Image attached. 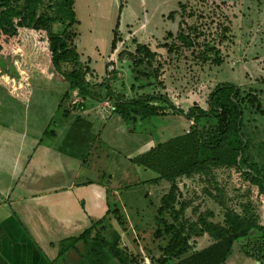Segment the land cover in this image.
<instances>
[{"label": "rangeland", "instance_id": "1", "mask_svg": "<svg viewBox=\"0 0 264 264\" xmlns=\"http://www.w3.org/2000/svg\"><path fill=\"white\" fill-rule=\"evenodd\" d=\"M181 2L186 4L184 10L192 9L194 13L192 16L184 15L188 24L196 27V35L185 24L181 30L189 33L191 38L186 41L192 45H187V42L175 36L180 30L179 21L184 17ZM74 13L77 20L75 29L78 32L77 51L79 56H89L91 62L88 63L95 71H103L102 62L110 51L113 28L118 21L123 32L121 50L125 53L118 58L125 60L119 61L122 63L120 65L116 63L118 60H109L107 67L112 68L106 70L105 76L110 75L117 65L123 70L121 76H116L117 79H123L115 82L117 79L114 78L111 87L126 98L140 94L136 87L141 85V94L165 93L176 108L185 112L193 103L205 108L209 91L217 83L230 82L245 91H255L264 109V0H74ZM171 13H174L173 18L168 17ZM137 16L146 21V25L142 28L141 23H134L142 28V33H137V38L133 39L130 35L132 31L126 29V25L132 19L138 21ZM223 26L227 27L226 36H223ZM168 31L173 34L172 37L166 35ZM135 41L147 43L157 53L153 59V68L146 71L150 77L137 75L145 67L133 64L134 58L130 53L134 50ZM164 43H173L178 47L170 55L163 47ZM15 51L20 53L19 60H24L23 47ZM19 60L11 62L0 58V115H47L55 95L56 103L61 106L55 115H75L81 111L74 110L77 91L68 90L66 84L58 83L51 77L44 51L34 60L32 71L22 66ZM154 69L158 70L157 76ZM17 81L22 82L21 88ZM131 84L135 88H131ZM97 99L86 101L89 111L88 106L94 104V109L87 115H107V112L114 111L113 99L107 100L108 104L106 100ZM102 120L99 119L98 123ZM191 124L180 113H166L136 120L130 126L124 122L123 129L120 127V131H116V123L112 120L108 128V133L112 134L109 144L114 142L113 147L118 151L119 158V165H113V186L129 185V181L136 177H153L155 172L151 170L152 175L145 174V170H132V165L124 156L138 154L148 144L162 142L183 133L190 129ZM198 124L199 127H213L215 119L201 118ZM129 127L132 131L125 132L124 129ZM242 130L250 141L246 152L249 163L256 164L264 175V111L255 112L244 105ZM100 153L102 158L96 165L97 169L105 165V148ZM126 173L127 176H124ZM176 181L179 201L187 203L185 219L194 222L199 215L207 216L211 212L213 216L207 218L221 223L225 205L238 213L252 215L258 225L264 226V192L236 167H210L207 172L181 176ZM153 185L155 188L147 196L145 193ZM124 188H127L123 197L129 201L128 206L134 210L143 208V213L137 221L131 216L123 218L125 234L122 244L140 255L139 249L142 247L149 258H155L159 255V245L167 242L166 239H154L153 232L156 229L154 217L157 205L161 195L169 188V182H137ZM144 203H147V207ZM113 222L118 225L115 219ZM127 227L131 230L127 231ZM205 241L190 238L187 253L203 247ZM247 241L244 238L235 242L232 253H237L239 264H257L253 256L245 253ZM251 242L247 243V248Z\"/></svg>", "mask_w": 264, "mask_h": 264}, {"label": "trees", "instance_id": "2", "mask_svg": "<svg viewBox=\"0 0 264 264\" xmlns=\"http://www.w3.org/2000/svg\"><path fill=\"white\" fill-rule=\"evenodd\" d=\"M180 6L185 9L186 4L181 2ZM184 9L182 15H194L192 9ZM185 15L178 24L180 30L175 34L176 38L183 42L191 38L188 32L181 31L183 24L188 30L196 31V27L188 24ZM173 16L174 13L168 15L169 18ZM76 23L74 0H0V58L11 62L19 60L20 53L15 49L23 47L25 56L24 60H19L20 64L32 71L34 60L44 51L48 60V71L53 80L66 84L68 90L77 91L78 99L74 110H84L87 107L86 101L95 100L97 97L106 101L113 99L114 112L120 115L125 123L135 121L136 118L166 113H180L193 121L189 130L158 142L147 151L129 159L133 164L156 173V177L145 182H169V188L159 200L154 217L156 229L153 232L154 239H166L167 242L165 245H159L160 253L157 257L150 258L151 263L224 264L233 251L234 243L245 238L247 243L253 241L248 248L247 243L245 244V253L253 256L257 264H264V226L258 225L252 215L238 213L225 205L221 223L207 218L213 216L211 212L207 213V216L199 215L194 222L185 219L187 203L179 201V187L176 181L181 176L207 172L210 167L231 165L242 171L264 192V175L256 164L249 163L246 152L250 141L242 130L244 105L255 112L264 111L258 94L250 89L245 91L230 82H220L209 91L205 108L193 103L185 112L176 108L165 93L154 92L128 99L112 89L111 81L115 75L96 77L91 69L80 61L76 45ZM118 26L117 21L113 28L111 51L122 38ZM222 30L223 36H226L227 27L223 26ZM166 35L173 36L170 31ZM134 44V50L130 53L134 58L133 64L145 67V70L137 72V75L150 77L146 71L153 68V59L157 53L146 43L135 41ZM187 45L192 44L187 42ZM163 47L171 55L178 45L164 43ZM154 71L157 76L158 70ZM140 86L137 87L142 88ZM134 87L135 85L131 86ZM201 118H214L215 125L199 127ZM112 214L116 215L114 218L118 221L122 220L118 209L108 210L100 218H91L90 225L80 233L60 239L55 260L59 261L67 251L76 249L80 241H100L108 245L116 256L118 251L125 255L126 261L120 260L121 264H140L143 258L139 252L132 251L126 245L115 250L108 244L106 233L111 226ZM204 234L209 236L210 243L187 253L190 238L195 240Z\"/></svg>", "mask_w": 264, "mask_h": 264}, {"label": "crops", "instance_id": "3", "mask_svg": "<svg viewBox=\"0 0 264 264\" xmlns=\"http://www.w3.org/2000/svg\"><path fill=\"white\" fill-rule=\"evenodd\" d=\"M136 18L138 21L132 19L126 25V29L132 31L133 39L146 25V21ZM134 23H141L142 28ZM118 31L123 34L119 26ZM122 44L123 39L117 42L113 51L110 48L102 62L103 71H95L88 63L91 62L89 56L84 58L80 54V61L101 78L108 71L109 60H118V65L125 60L118 58L125 55L121 50ZM118 65L109 73L115 78L123 72ZM17 84L19 88L23 86L20 81ZM136 89L140 93L138 95H142L143 88ZM56 101L55 95L47 115H0V264H121L120 260L126 261L125 255L118 251L116 256L108 245L100 241H80L76 249L67 251L59 261L55 260L58 241L80 233L90 225L91 218H100L108 210L118 209L122 220L111 218V226L106 233L108 244L118 250L124 241L123 218L131 216L137 221L143 213V208L134 210L128 206L129 201L123 197L127 191L124 187L152 179L156 173L153 177H136L129 181V185L113 186V165H119V158L114 142L109 144L112 134L108 133V128L114 120L116 131H120L125 121L114 111L107 112V115H87L94 109V104L93 107L88 106L90 111L85 108L77 115L62 112V115H55L58 110ZM99 119H103L102 122L98 123ZM131 122L134 121L126 124L130 126ZM124 130L132 131L130 127ZM155 144H148L138 154ZM103 148L106 150L105 165L97 169ZM138 154L124 157L129 160ZM130 164L132 170H145V174L152 175L149 169ZM125 170L128 171L127 168ZM153 188L155 185L145 194L150 196ZM147 203H144L146 207ZM127 228V231L131 230ZM205 236L209 238L206 234L196 238L197 241L206 240L203 247L210 243V238L208 240ZM237 256L236 252L231 253L224 264H239Z\"/></svg>", "mask_w": 264, "mask_h": 264}, {"label": "built area", "instance_id": "4", "mask_svg": "<svg viewBox=\"0 0 264 264\" xmlns=\"http://www.w3.org/2000/svg\"><path fill=\"white\" fill-rule=\"evenodd\" d=\"M111 68H112V67H111ZM111 68H108V71H110ZM14 83H15V82H14ZM105 103L108 104L107 101H106ZM189 121L193 124V121H192V120H189ZM186 131H187V130H186ZM139 250H140V252H141V256H142V258H143V261L141 262V264H152L150 258L146 255V253L144 252L143 248L140 247Z\"/></svg>", "mask_w": 264, "mask_h": 264}]
</instances>
